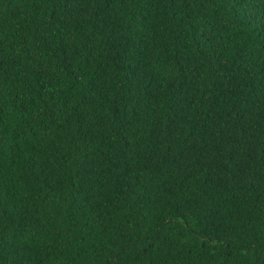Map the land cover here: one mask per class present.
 Instances as JSON below:
<instances>
[{"label": "trees", "instance_id": "trees-1", "mask_svg": "<svg viewBox=\"0 0 264 264\" xmlns=\"http://www.w3.org/2000/svg\"><path fill=\"white\" fill-rule=\"evenodd\" d=\"M0 264H264V0H0Z\"/></svg>", "mask_w": 264, "mask_h": 264}]
</instances>
